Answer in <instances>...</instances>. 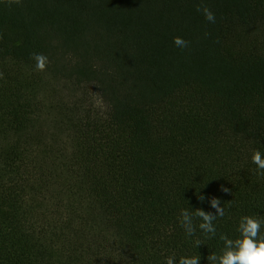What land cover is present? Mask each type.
I'll return each mask as SVG.
<instances>
[{"label": "trees", "instance_id": "16d2710c", "mask_svg": "<svg viewBox=\"0 0 264 264\" xmlns=\"http://www.w3.org/2000/svg\"><path fill=\"white\" fill-rule=\"evenodd\" d=\"M0 35V264H209L264 219V0H0Z\"/></svg>", "mask_w": 264, "mask_h": 264}, {"label": "clouds", "instance_id": "9594fccd", "mask_svg": "<svg viewBox=\"0 0 264 264\" xmlns=\"http://www.w3.org/2000/svg\"><path fill=\"white\" fill-rule=\"evenodd\" d=\"M11 2L20 4L22 0H11ZM198 12H202L205 19L210 23L216 22L215 13L206 5L201 4L197 7ZM205 35H208L207 33ZM2 39V35H0ZM173 43L180 49H186L190 42L180 36L174 37ZM32 59L35 61V69L40 72L47 70L50 64L49 57L43 53H33ZM4 78V74L0 72V79ZM252 162L257 166L261 175H264V153L259 150L254 151ZM224 191H228L224 189ZM204 199L203 196L200 197ZM211 206L216 210V214L206 212L202 209H197L194 213L187 209H182L180 214L181 227L186 235L194 236L196 226L194 217L199 218L202 222L199 224V229L208 236V238L216 235L217 229L213 221L217 216L225 215V208L221 207V201L218 198L211 199ZM264 224V219L256 215L242 216L238 226L239 237L231 239L227 234H221L220 239L224 242V248L221 254L213 253L208 257L209 264H264V235L261 234V225ZM197 246L200 241H196ZM165 264H200L199 256H181L177 259L175 256L166 258Z\"/></svg>", "mask_w": 264, "mask_h": 264}, {"label": "rangeland", "instance_id": "374dc122", "mask_svg": "<svg viewBox=\"0 0 264 264\" xmlns=\"http://www.w3.org/2000/svg\"><path fill=\"white\" fill-rule=\"evenodd\" d=\"M92 97L89 99V102L91 104H95L96 108L98 109L100 107V103L99 100L96 96H94L93 94L91 95Z\"/></svg>", "mask_w": 264, "mask_h": 264}]
</instances>
